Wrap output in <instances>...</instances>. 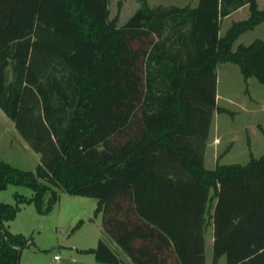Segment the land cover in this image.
<instances>
[{
	"label": "trees",
	"instance_id": "trees-1",
	"mask_svg": "<svg viewBox=\"0 0 264 264\" xmlns=\"http://www.w3.org/2000/svg\"><path fill=\"white\" fill-rule=\"evenodd\" d=\"M138 1L118 24L107 0H0V110L38 153L33 169L0 160V189H30L0 200V264H18L29 242L5 223L19 203L43 212L58 190L96 198L120 250L98 238L85 249L98 261L204 264L210 229V264H264V150L204 163L213 113L225 110L216 64L264 84V38L232 46L264 5Z\"/></svg>",
	"mask_w": 264,
	"mask_h": 264
},
{
	"label": "rangeland",
	"instance_id": "rangeland-1",
	"mask_svg": "<svg viewBox=\"0 0 264 264\" xmlns=\"http://www.w3.org/2000/svg\"><path fill=\"white\" fill-rule=\"evenodd\" d=\"M182 4L184 0H146L149 5ZM138 0H107L109 16L117 12V23L123 22L138 6ZM264 0H257L262 7ZM224 17L220 30L242 17ZM255 37L264 38V21L242 32L233 41L247 43ZM217 105L225 110L214 112L204 149V163L211 167L218 162H244L249 153L257 156L264 150V84L253 76L243 78L232 62L216 64ZM0 160L25 169H33L38 153L21 138L12 121L0 110ZM28 195L30 189L22 184L7 183L0 189V200L13 202L12 192ZM44 193L43 199L48 196ZM96 198L58 190L57 199L43 212L30 202L19 203L13 218L5 223L12 232H20L28 243L20 250L18 264H132L107 263L94 258L87 247L102 238L117 253L120 250L101 229L100 213L93 211ZM53 255H56L54 257ZM211 239L204 242V264H210ZM221 255L217 264H223Z\"/></svg>",
	"mask_w": 264,
	"mask_h": 264
},
{
	"label": "crops",
	"instance_id": "crops-1",
	"mask_svg": "<svg viewBox=\"0 0 264 264\" xmlns=\"http://www.w3.org/2000/svg\"><path fill=\"white\" fill-rule=\"evenodd\" d=\"M195 1H196V0H184V3L179 4V5H183V4H185V3H189V4L193 5V4L195 3ZM152 3H158V1H157V2H152ZM177 5H178V4H177ZM237 11H240V12H241V15H238L239 17H245L246 14H247L246 5L243 4V5H240V6L236 7L234 10H232L231 12H229L226 16H223L222 19H223L224 17L230 16V15H231V18H232V15L237 14ZM222 19H221V22H222ZM232 19H233V18H232ZM263 21H264V20H263ZM261 22H262V21H261ZM209 230H210V229H209ZM209 230L207 231V235H208L209 239H211V235H210V231H209ZM205 238H206V237H205ZM53 256H54V255H53Z\"/></svg>",
	"mask_w": 264,
	"mask_h": 264
},
{
	"label": "built area",
	"instance_id": "built-area-1",
	"mask_svg": "<svg viewBox=\"0 0 264 264\" xmlns=\"http://www.w3.org/2000/svg\"><path fill=\"white\" fill-rule=\"evenodd\" d=\"M54 257H56V255H54Z\"/></svg>",
	"mask_w": 264,
	"mask_h": 264
}]
</instances>
